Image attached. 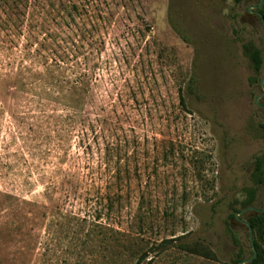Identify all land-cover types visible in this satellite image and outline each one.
I'll return each mask as SVG.
<instances>
[{
    "label": "rangeland",
    "instance_id": "1",
    "mask_svg": "<svg viewBox=\"0 0 264 264\" xmlns=\"http://www.w3.org/2000/svg\"><path fill=\"white\" fill-rule=\"evenodd\" d=\"M261 1L0 0V264L252 258Z\"/></svg>",
    "mask_w": 264,
    "mask_h": 264
},
{
    "label": "trees",
    "instance_id": "2",
    "mask_svg": "<svg viewBox=\"0 0 264 264\" xmlns=\"http://www.w3.org/2000/svg\"><path fill=\"white\" fill-rule=\"evenodd\" d=\"M240 1V0H237ZM71 12H78V7L77 6H70ZM261 14L263 15L262 21H264V8H261ZM264 24V23H263ZM174 29L183 37V34L181 33V30L177 27V25L173 24ZM244 52L245 54L249 57L251 60L253 67L257 73H260L263 69L264 66V55L263 51L258 47V45L254 41H247L243 44ZM81 78H78L77 83L73 85L68 92L70 93H77L78 85L81 83ZM189 91H195L196 89V81L193 79L189 86H188ZM180 99H181V105L186 108V98L183 95V90H180ZM264 168V160H259L257 161L256 164V171L259 172ZM261 185H264V179L261 180L259 183L260 187H257L256 189H252L249 192L248 195V200L243 204V209H247L249 207H252L256 201L258 192L261 188ZM232 218H235V216H232ZM248 223L251 225L253 231L259 230L264 226V213H259V214H254L248 217ZM168 242H163L159 247L160 251L158 253H163L165 252L168 248L166 246ZM255 247L257 250V258L251 263V264H264V249L258 244L255 243ZM184 250V249H183ZM187 251V250H184ZM192 254H196V252H190ZM254 255V254H253ZM252 255V257H253ZM147 259V254H144L143 256L140 257L138 260L137 264H142L145 260ZM246 258L241 255L238 257L237 260L234 261V264H239L240 262L244 261ZM148 264H151V262H148Z\"/></svg>",
    "mask_w": 264,
    "mask_h": 264
},
{
    "label": "water",
    "instance_id": "3",
    "mask_svg": "<svg viewBox=\"0 0 264 264\" xmlns=\"http://www.w3.org/2000/svg\"><path fill=\"white\" fill-rule=\"evenodd\" d=\"M262 6H263V1H261V3L259 4L258 7H256V9H261ZM259 16H260L261 18H263V15H262L261 13H259ZM263 23H264V21H263ZM261 88H262V90L264 91V79H263L262 82H261ZM262 98H264V94H263L262 96H260L259 98H257V100H256V104H257L259 107H261V108L264 109V106H261V105L259 104V102H260V100H261ZM249 211H254V212L264 213V209H263L262 211H259V210L255 209V208H248V209H245V210H243L242 212L238 213V214L236 215V218L238 219L239 216L244 215L245 213H247V212H249ZM243 223H244V224L248 227V229H249V232H250V243H251V247H252V250H253V254H254V255H253V257H252L251 259H249V260H245V261H242V262H240L239 264H251V263L257 258V255H258V254H257V250H256L255 243H254L253 229H252V227H251V225H250L249 223H247V222H243Z\"/></svg>",
    "mask_w": 264,
    "mask_h": 264
},
{
    "label": "flooded vegetation",
    "instance_id": "4",
    "mask_svg": "<svg viewBox=\"0 0 264 264\" xmlns=\"http://www.w3.org/2000/svg\"><path fill=\"white\" fill-rule=\"evenodd\" d=\"M249 208H254L253 206L252 207H249ZM248 209V208H247ZM256 209V208H255ZM245 210V209H244ZM262 211V210H261ZM250 212V211H249ZM248 213V212H247ZM246 214V213H245ZM255 214H259V212H257V213H255ZM235 219H237L236 217H235Z\"/></svg>",
    "mask_w": 264,
    "mask_h": 264
}]
</instances>
